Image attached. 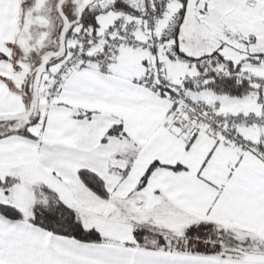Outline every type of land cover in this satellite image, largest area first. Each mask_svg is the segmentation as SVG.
I'll return each instance as SVG.
<instances>
[{
	"label": "snow or ice",
	"instance_id": "1",
	"mask_svg": "<svg viewBox=\"0 0 264 264\" xmlns=\"http://www.w3.org/2000/svg\"><path fill=\"white\" fill-rule=\"evenodd\" d=\"M0 264H264V0H0Z\"/></svg>",
	"mask_w": 264,
	"mask_h": 264
}]
</instances>
